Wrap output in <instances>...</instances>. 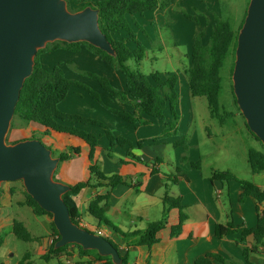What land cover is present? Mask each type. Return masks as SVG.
I'll return each instance as SVG.
<instances>
[{
    "label": "trees",
    "instance_id": "trees-1",
    "mask_svg": "<svg viewBox=\"0 0 264 264\" xmlns=\"http://www.w3.org/2000/svg\"><path fill=\"white\" fill-rule=\"evenodd\" d=\"M66 1L71 12L83 10L88 6L99 10L100 29L112 44L116 55L111 56L87 42L67 43L56 41L47 44L44 49L39 50L35 57L33 73L26 79L21 90L20 99L16 106L9 132L11 135L13 129L17 128L22 130L25 137H16L13 141L9 142L8 134L6 140L9 144H15L27 139L41 141L40 135L43 137L58 136L76 140L77 143L71 144L65 151L58 153V155H54L53 150L48 147L52 150L53 157L60 158V163L54 173V179L56 181H59L58 172L61 164L69 163L74 157L82 156L84 154V147L87 148V174L85 178L80 182L69 184L71 187L70 191L63 195L72 221L80 225V212L76 197L82 190L102 187L114 189L117 185L125 183L123 180L124 177L121 175L106 176L103 173L101 167L102 154L106 153L109 158L117 159L119 165H126L128 161L133 163L134 161L141 162L142 160L133 150L141 148L143 142L140 141L134 144L126 136L114 135L106 125L97 120L62 112L59 109V105L67 98L74 87L85 89L89 96L99 104H103V101L97 90L90 88L81 80L69 77L62 68L55 65L52 68H48L44 63L45 55H56L62 51L73 54L87 51L97 56L106 66L121 72L125 79V91L118 88L105 75L95 72H84L83 74L85 78L87 77L96 82L99 88L111 99L118 102L119 106L108 108L109 111L133 125H147L150 123V120L161 121L165 117L166 110L171 112L175 121L179 120L177 115L179 102L177 92L178 78L176 75H167L162 79L158 74H153L151 79H148L142 74L132 72L127 65L130 60L136 59L141 61L145 56L144 46L137 40L131 29L130 18L135 19L136 15L143 16L146 12L163 8L168 0L164 2H160V0H81L83 1L82 5L76 8L72 7V0ZM249 2L250 0L246 6L238 30L235 31L229 21L216 17L214 18V28L208 36V42H204L206 33L200 31L196 34L192 46L190 67L186 72L191 95L193 97H205L208 102L211 117L218 119L221 123H224L225 120L220 115L219 110V97L222 86L221 70L226 60L232 56L233 65L231 68V76L233 74L238 35L244 24ZM185 16L190 20L195 19L188 14ZM198 23L199 20L197 19L196 24ZM131 47H134V49H131ZM233 96L234 103L237 105L234 91ZM128 105L129 108L127 107ZM238 110L244 118L239 107ZM17 122H20V124L17 125ZM31 124H36L41 128H35ZM86 126L100 127L103 133L99 135L100 137H106L107 147L103 146L99 137L91 132L90 128H85ZM245 127L252 137L260 142L262 146L261 149L250 148L248 151L247 160L251 172L252 174L264 172V146L259 138L250 131L246 120ZM180 143L182 144L181 141ZM115 147L126 150L124 156L117 158L115 156ZM155 161L158 162V160ZM155 172L156 170L152 168L151 173L154 174ZM210 180H219L228 183L232 180H237L238 204H243L247 198L255 202L257 223L254 228L243 230L240 239V243L243 244L242 254L244 264H254L250 261V255L258 252L260 246H264V211L259 212L258 207L260 204H264V191L250 181L238 180L230 171H213ZM140 185L138 183L137 187H140ZM23 194L25 196L24 205L30 207L36 216L47 215L52 218V214L43 210L26 192L25 188H23ZM108 199L109 194L98 195L91 202L88 212L98 221L99 225H104L127 247L147 246L151 248L153 245L160 243L166 235L171 239H177L185 233L187 215L184 212L181 198H173L165 195L163 198L164 211L161 220L150 223L145 230L132 232L122 231L106 218V205L104 202ZM172 208L178 209L179 218L175 225L169 226L167 215ZM233 213H235V210ZM52 228L57 238L53 241L48 253L42 257L44 261H47L54 255L68 253V249L74 247L79 251L81 257L87 255L93 256L100 263L114 264L110 256H101L96 250H84L77 244H68L56 248L55 245L60 239V235L53 222ZM236 230L237 226L234 225V222L225 225L218 224L215 228V236L217 239H222L234 233ZM12 231L17 239L21 241L30 242L34 240L24 224L19 221H14ZM248 236H251L253 239V245L251 247L245 246ZM110 242L115 248H119L118 245L112 241ZM2 244L3 236L0 235V248ZM121 256L123 264H129L128 254ZM26 261L27 259L24 258L19 264H26ZM216 263L228 264L223 254L214 251H209L194 261V264Z\"/></svg>",
    "mask_w": 264,
    "mask_h": 264
},
{
    "label": "rangeland",
    "instance_id": "rangeland-1",
    "mask_svg": "<svg viewBox=\"0 0 264 264\" xmlns=\"http://www.w3.org/2000/svg\"><path fill=\"white\" fill-rule=\"evenodd\" d=\"M165 0H160L164 2ZM249 0H168L163 8L154 11L146 12L143 16L136 15L135 19L130 18V26L137 40L144 46L145 56L141 61L136 59L130 60L127 65L130 70L135 73L151 79L153 74H158L162 79L167 75H176L178 78L177 92L179 102L177 107L178 121L174 120L173 115L169 110H166L163 120H154V123L147 125H133L127 123L121 118L112 114L108 108L118 107V102L111 99L98 84L87 77L84 72H95L110 78L114 84L121 90L125 89V79L121 72L106 66L97 56L88 53L87 51L80 53L60 52L59 54L45 55L44 63L48 68L54 65L62 68L66 74L73 78L81 80L90 88L97 90L102 98L103 104H99L93 100L85 89L74 87L67 98L59 105V109L67 114H77L83 117L97 120L106 125L116 136H126L137 144L135 129H141L140 137L145 133L150 136H157V139L164 143V156L160 174L167 175L166 187L160 190V198H164V194L172 197L184 192L185 195H190L188 188L181 179L178 183H174L178 179L179 173L183 174L184 170L193 169L190 161L194 162L197 167H201L207 172L211 167H217L222 171L232 172L238 180L252 181V172L247 162V148L261 149V143L256 141L247 129H243L245 124L244 118L241 116L237 105L234 103L233 96V80L231 76V68L233 65V57L230 56L222 70V86L219 97L220 115L224 117V123L210 116L208 102L205 97H193L188 85L186 72L190 67V55L193 42L198 32L204 31L206 36L204 42H208L209 34L214 28V18L219 17L227 20L232 25L233 29L238 30ZM81 0H72V7L76 8L82 5ZM250 3V2H249ZM191 15L196 20H190L185 15ZM136 47V45H134ZM134 49V47H131ZM129 108V105L127 106ZM20 122H17L19 125ZM240 126V129L237 126ZM35 128H41L36 124H31ZM90 131L96 134L101 143L107 142L106 137H100L103 130L96 126H86ZM172 128V129H170ZM150 133V134H149ZM23 138L25 135L20 129H13L12 134L8 136V141L11 142L15 138ZM42 143L53 150L54 155L64 151L66 146H70L73 139L66 140L64 137L51 136L43 137L40 135ZM153 140L152 138H150ZM181 141L182 144L174 147V142ZM146 140V139H145ZM148 140V139H147ZM172 141V142H169ZM8 143V142H7ZM174 144V145H173ZM117 147H115V151ZM119 148V147H118ZM87 151V149L85 148ZM121 150V149H118ZM123 151V156L125 151ZM129 160L128 158H125ZM201 162L199 163V160ZM62 165V164H61ZM142 169L141 162L127 163L125 169L132 171V175L138 173L139 179ZM16 183V184H15ZM2 183L0 190H4L7 186H17L18 190H23L22 182ZM232 186L223 190L221 198L216 197L214 191L210 190V196L214 197V201L228 207L229 196L231 192L237 190L238 181L232 180L229 182ZM4 188V189H3ZM14 201L19 199L18 194L15 195ZM144 201L147 198L145 195L134 193L133 199ZM183 204L185 202H182ZM158 207L153 206L150 212V219L158 221L163 217V202L159 201ZM182 204V205H183ZM127 209H132L131 205ZM26 210H30L26 208ZM242 213L239 218L247 219L250 226L255 223L254 206L250 198L246 199L242 205ZM185 212V211H184ZM179 217L178 209L172 208L167 215V222L172 226L177 222ZM40 230L42 226H47V221L44 217L39 219ZM155 221V222H156ZM152 223V222H151ZM247 223V222H246ZM148 227V226H147ZM169 240L167 235L164 236ZM18 259H22L24 253L28 251V244L17 239ZM188 242L193 246V250L199 253L205 249L203 242L196 245L192 241ZM216 242V241H215ZM138 248L130 250L129 262L137 264H146V253L142 260L137 261ZM15 258V260L17 259ZM241 258H234L230 261L233 264H240Z\"/></svg>",
    "mask_w": 264,
    "mask_h": 264
},
{
    "label": "water",
    "instance_id": "water-1",
    "mask_svg": "<svg viewBox=\"0 0 264 264\" xmlns=\"http://www.w3.org/2000/svg\"><path fill=\"white\" fill-rule=\"evenodd\" d=\"M56 41L87 42L111 56L116 52L91 6L71 12L66 0H0V186L22 181L26 192L48 213L59 232L55 247L77 244L123 264L105 237L75 224L63 195L71 187L54 179L60 158L40 140L7 143L21 90L34 70L39 50ZM237 105L264 146V0H250L240 29L232 74Z\"/></svg>",
    "mask_w": 264,
    "mask_h": 264
},
{
    "label": "crops",
    "instance_id": "crops-1",
    "mask_svg": "<svg viewBox=\"0 0 264 264\" xmlns=\"http://www.w3.org/2000/svg\"><path fill=\"white\" fill-rule=\"evenodd\" d=\"M152 123H154V120H150L149 124ZM237 128L240 129V126L238 125ZM243 129H246L245 124H243ZM141 130L142 128L140 130L138 128L135 129L134 135L138 137L137 143L141 141L143 145L139 149H134L133 152L142 160V169H138V166H135L137 171L140 172V177L142 179H139L137 176L139 175L138 173L132 175V171L126 170L125 165H119L117 159H111L106 153H103L101 156L103 173L106 176H113L115 174L121 175L124 177L123 180L125 183L117 185L114 189L102 187L86 188L82 190L76 197L80 212V225L91 232H102V236H105L119 246L118 250L121 255L129 254L132 248H138L137 261L139 259L142 260L144 253H146V264H194V261L198 257L209 251L223 254L228 264H233L230 261L234 258H241L239 262L240 264H244L242 254L243 244L240 243L241 233L245 229L255 227L257 223L256 204L251 199L254 206L255 217V223L252 227L249 225L247 219L236 218L237 216L240 217L242 205L244 204H238V187L237 190H235L234 193L232 191L231 196H229V209L225 207V205H222L221 202H219V204L216 203L214 197L210 196V190L212 189L216 197L220 200L223 190L228 189L229 191L232 187L228 182L210 180L213 171H222L217 167H211L210 171L207 172L203 168L197 167L199 164L196 165L194 162L190 161L193 169L184 170L183 174L178 171L179 177L178 179L176 178L174 183H178L179 179H181L186 188H188L190 195H185L183 191L178 195H172L173 198H181L182 202H185L184 204L181 203L187 215L185 233L177 239H171L167 236L169 240L164 238L160 243L153 245L151 248L147 246L127 247L117 236L111 233L104 225H99L98 221L89 214L88 209L91 202L98 195L109 194V199L104 202L106 205L105 216L122 231L132 232L136 230H145L151 222L156 221L151 220L149 215L150 212H152L153 206L156 208L160 205V200L163 202V197H159L160 190L165 187L166 189L168 188L166 185L168 176L160 174L166 143H161V141L157 139V136L154 135L153 137L148 135V133L140 137ZM70 139L71 138H66V140ZM128 139L131 140L130 138ZM254 141L253 143L256 144V140ZM69 143L75 144L77 141L73 139ZM174 144V147H178L181 143L177 141L174 142ZM107 145V142L103 144L105 147H107ZM68 147L66 146L65 148L67 149ZM250 148L251 147L247 148V154ZM116 149L115 156L121 158L123 156L122 150L124 149L118 147ZM83 151L84 154L82 156L74 157L69 163L60 166L58 172V180L60 182L69 185L80 182L85 178L87 174V151L85 147ZM124 151L126 152V150ZM155 160H158V162ZM200 162L201 159L199 160V163ZM128 163L131 164L133 162L128 161ZM152 168L156 170L154 174L151 173ZM250 182L264 191V172L252 174V181ZM138 183L141 184L140 187H137ZM14 185L7 186L5 189L3 188L4 190H0V235L3 236V244L0 248V264H19L24 258L27 259L26 264H103L98 262L93 256L87 255L81 257L79 251L74 247H70L68 253L54 255L47 261H44L42 257L48 253L53 241L57 238L52 228L53 220L47 215L36 216L30 207L24 205L25 196L23 190H18L17 186ZM134 193L145 195L147 198H145L144 201H139V196L138 199H133L132 196ZM16 194H18L19 199L14 201ZM166 194L167 193H165L164 196ZM129 205H131L133 210L127 209ZM258 207L259 212L264 211V204H260ZM26 208L30 210H26ZM234 210L235 213H233ZM162 211H164V206ZM40 217H44L47 221V226H42L43 230H40L39 227L40 222L38 219ZM14 221H19L24 224L27 231L34 239L33 241L26 242L29 245L28 251L24 253L22 259H18L17 257V237L12 231ZM230 222H234V225L237 226V230L222 239H217L215 236L216 226L218 224L225 225ZM186 240L192 241L193 245L203 242V247L205 249L196 253L190 243L184 242ZM252 245L253 239L251 236H248L245 246L251 247ZM16 257L17 259L15 260ZM250 261L254 264H264L262 246L259 247L258 252L250 255ZM129 264H137V262H129Z\"/></svg>",
    "mask_w": 264,
    "mask_h": 264
},
{
    "label": "built area",
    "instance_id": "built-area-1",
    "mask_svg": "<svg viewBox=\"0 0 264 264\" xmlns=\"http://www.w3.org/2000/svg\"><path fill=\"white\" fill-rule=\"evenodd\" d=\"M80 226H81V225H80ZM81 227H82V226H81ZM94 233H95V232H94ZM96 233L102 236V232L97 231ZM262 250H263V252H264V246H262Z\"/></svg>",
    "mask_w": 264,
    "mask_h": 264
}]
</instances>
